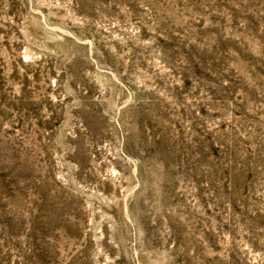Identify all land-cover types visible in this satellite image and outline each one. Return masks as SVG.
I'll return each instance as SVG.
<instances>
[{"label": "rangeland", "instance_id": "374dc122", "mask_svg": "<svg viewBox=\"0 0 264 264\" xmlns=\"http://www.w3.org/2000/svg\"><path fill=\"white\" fill-rule=\"evenodd\" d=\"M0 264H264V0H0Z\"/></svg>", "mask_w": 264, "mask_h": 264}]
</instances>
